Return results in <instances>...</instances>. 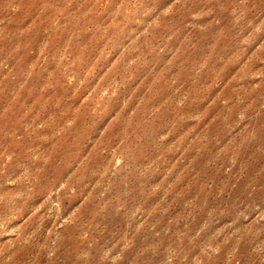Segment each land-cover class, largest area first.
Here are the masks:
<instances>
[{
  "label": "rangeland",
  "instance_id": "374dc122",
  "mask_svg": "<svg viewBox=\"0 0 264 264\" xmlns=\"http://www.w3.org/2000/svg\"><path fill=\"white\" fill-rule=\"evenodd\" d=\"M0 264H264V0H0Z\"/></svg>",
  "mask_w": 264,
  "mask_h": 264
}]
</instances>
